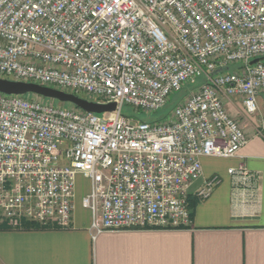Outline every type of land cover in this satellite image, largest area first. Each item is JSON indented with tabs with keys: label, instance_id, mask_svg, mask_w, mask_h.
<instances>
[{
	"label": "built area",
	"instance_id": "obj_1",
	"mask_svg": "<svg viewBox=\"0 0 264 264\" xmlns=\"http://www.w3.org/2000/svg\"><path fill=\"white\" fill-rule=\"evenodd\" d=\"M262 58L264 0H0V79L116 105L95 114L0 93L1 220L70 228L82 176L97 233L190 229L202 160L248 143L227 104L259 112L264 60L250 63ZM228 174L236 202H259L258 173ZM221 183L205 179L197 198Z\"/></svg>",
	"mask_w": 264,
	"mask_h": 264
},
{
	"label": "crops",
	"instance_id": "obj_2",
	"mask_svg": "<svg viewBox=\"0 0 264 264\" xmlns=\"http://www.w3.org/2000/svg\"><path fill=\"white\" fill-rule=\"evenodd\" d=\"M261 99L264 107V95ZM237 105L242 109L238 101L227 108L248 143L234 158L202 160L203 178L189 189L190 202L196 204L190 229L97 233L92 212L82 205L91 183L78 176L70 228L13 229L0 218V264H264V132L248 116L239 119ZM240 164L260 175L257 204L234 200L228 170ZM213 176L222 178L221 185L200 201L197 190ZM83 180L87 190L80 185Z\"/></svg>",
	"mask_w": 264,
	"mask_h": 264
},
{
	"label": "water",
	"instance_id": "obj_3",
	"mask_svg": "<svg viewBox=\"0 0 264 264\" xmlns=\"http://www.w3.org/2000/svg\"><path fill=\"white\" fill-rule=\"evenodd\" d=\"M263 60L264 58L254 60L250 65L252 66ZM0 93L17 96L36 95L45 99L57 100L60 103H68L83 111L95 114L112 113L116 110V105L114 103L107 105L98 104L82 97L38 84L15 82L6 79H0Z\"/></svg>",
	"mask_w": 264,
	"mask_h": 264
},
{
	"label": "rangeland",
	"instance_id": "obj_4",
	"mask_svg": "<svg viewBox=\"0 0 264 264\" xmlns=\"http://www.w3.org/2000/svg\"><path fill=\"white\" fill-rule=\"evenodd\" d=\"M182 93L183 92L174 94L171 97V102L166 106V108L164 110H162L161 112H159L158 114H155V115L151 116V118L152 119H159V118L165 117L170 111H172L174 106L180 101V99L182 97ZM262 96L260 97V99L262 98ZM27 97L37 98L39 96L29 95ZM48 100L53 101L54 104L56 106H58V107H63V108L73 107V105L68 104V103H60L57 100H51V99H48ZM238 108H239V106H238ZM127 110L128 109H125V111H127ZM230 114L232 115V112H230ZM236 115L238 116L239 119L240 118L244 119V117H245L244 116V112H243V110L241 108H239L238 112L236 111ZM146 118H147V116H146ZM263 118H264V107L260 104V100H259V112L253 118L246 117V119L248 120V122H251L254 127L257 128L258 126H260L261 121L263 120ZM80 185H81L83 190H87L89 188L88 183L86 181H84V180L80 182Z\"/></svg>",
	"mask_w": 264,
	"mask_h": 264
},
{
	"label": "trees",
	"instance_id": "obj_5",
	"mask_svg": "<svg viewBox=\"0 0 264 264\" xmlns=\"http://www.w3.org/2000/svg\"><path fill=\"white\" fill-rule=\"evenodd\" d=\"M189 203H190V207H191V208H194L195 205H196L195 203L192 204V203L190 202V199H189ZM26 229H44V228L38 226L37 224L31 223V224H28V225L26 226Z\"/></svg>",
	"mask_w": 264,
	"mask_h": 264
}]
</instances>
